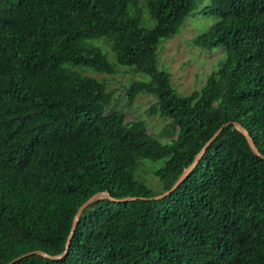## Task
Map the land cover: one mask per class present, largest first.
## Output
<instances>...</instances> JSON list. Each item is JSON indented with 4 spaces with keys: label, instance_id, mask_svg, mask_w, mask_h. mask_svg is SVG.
Listing matches in <instances>:
<instances>
[{
    "label": "trees",
    "instance_id": "obj_1",
    "mask_svg": "<svg viewBox=\"0 0 264 264\" xmlns=\"http://www.w3.org/2000/svg\"><path fill=\"white\" fill-rule=\"evenodd\" d=\"M196 3L0 0V264L32 249L61 252L76 207L95 191L168 188L224 121L246 128L264 154V0L196 10L217 18L193 43L222 46L224 56L199 89L179 94L156 48ZM115 64L147 76L125 95L154 96L148 110L166 118L162 138L142 118L107 110L104 78L84 73ZM143 158H162L152 166L159 191L134 174ZM10 264H264V158L229 122L170 193L102 195L83 207L61 257L29 253Z\"/></svg>",
    "mask_w": 264,
    "mask_h": 264
},
{
    "label": "rangeland",
    "instance_id": "obj_2",
    "mask_svg": "<svg viewBox=\"0 0 264 264\" xmlns=\"http://www.w3.org/2000/svg\"><path fill=\"white\" fill-rule=\"evenodd\" d=\"M208 3L209 0H197L195 8L183 18L178 29L174 33L160 38L156 48L157 66L169 72L170 84L179 94L199 89L203 85L207 73L216 68L218 61L224 56L222 46L206 49L192 41L194 36L206 31L217 18L216 15L196 11ZM143 15L147 16L145 10ZM94 43L100 46L110 62H115L114 52L104 40L97 38ZM84 73L104 78L106 88L111 91L107 110H121L126 120L142 118L147 131L161 137L160 129L166 118L148 110L154 96L148 92H138L129 101L126 99V85L132 79H147L144 73L134 72L130 66L119 64H115V70L112 73L95 72L89 69H85ZM161 163L162 158L154 160L143 158L142 162L134 169V174H139L144 178L152 192L160 190L156 176L152 173V166Z\"/></svg>",
    "mask_w": 264,
    "mask_h": 264
},
{
    "label": "water",
    "instance_id": "obj_3",
    "mask_svg": "<svg viewBox=\"0 0 264 264\" xmlns=\"http://www.w3.org/2000/svg\"><path fill=\"white\" fill-rule=\"evenodd\" d=\"M231 123L234 127H236L245 137V140L248 144V146L250 147V149L258 156L264 158V154L259 152L257 147L255 146L252 137L248 134L246 128H244L243 126H241L237 121L235 120H231V121H224L223 123H221L212 133L211 135L203 142V144L199 147V149L195 152V154L193 155L191 161L181 170V172L179 173V175L176 177V179L172 182V184L168 187L163 189L162 191H160L159 193L156 194H152L150 196H135V195H123V196H109L108 192L106 190H102V191H95L92 194H90L88 197H86L81 203L78 204V206L76 207L71 222H70V226H69V230L67 232L65 241H64V247L62 249L61 252L59 253H55V254H49L46 253L42 250H38V249H32L26 252H23L13 258H11V260H9L8 262H6L5 264H10L12 261L21 258L22 256L29 254V253H39L42 254L45 257L48 258H58L61 257L67 250V246H68V242L70 239V235L74 229V226L77 222V218L79 216V214L81 213L82 209L84 206H86L88 203H90L91 201H93L94 199H97L99 197H101L102 195L107 196L109 199L114 200V201H121V200H132L135 199L136 197L138 198H160L168 193H170L182 180L183 178L188 174V172L193 168V166L196 164L198 158L201 156V154L203 153L206 145L216 136V134L221 130V128L226 125L227 123Z\"/></svg>",
    "mask_w": 264,
    "mask_h": 264
}]
</instances>
